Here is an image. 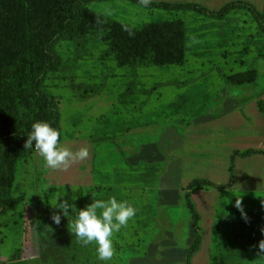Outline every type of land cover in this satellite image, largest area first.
<instances>
[{
    "label": "rangeland",
    "instance_id": "374dc122",
    "mask_svg": "<svg viewBox=\"0 0 264 264\" xmlns=\"http://www.w3.org/2000/svg\"><path fill=\"white\" fill-rule=\"evenodd\" d=\"M157 1L215 11L236 0ZM239 1L264 7V0ZM80 17L87 24L83 49L60 42L62 67L45 82L59 103L61 145L87 147L90 155L63 171L46 168L34 148L21 154L13 203L0 210V264L29 254L39 259L24 264H186L194 241L186 193L199 178L214 186L192 195L203 234L192 264H264L253 247L264 239V153L238 156L229 169L235 151L264 152V32L251 12L237 6L211 17L134 0H91ZM127 32L143 41L130 39L133 60L110 50L113 41H127ZM157 37L166 44L157 45ZM250 70L252 83H227L225 75ZM37 101L34 107H44ZM33 112L47 122L46 112ZM112 197L137 213L115 234L116 254L105 262L70 225L94 199ZM64 199L75 209L68 217L57 208Z\"/></svg>",
    "mask_w": 264,
    "mask_h": 264
},
{
    "label": "trees",
    "instance_id": "16d2710c",
    "mask_svg": "<svg viewBox=\"0 0 264 264\" xmlns=\"http://www.w3.org/2000/svg\"><path fill=\"white\" fill-rule=\"evenodd\" d=\"M89 1L91 0H0V210L7 209L13 203L10 191L15 164L25 151L24 144L32 131V124L38 121L33 110L46 112L47 122L61 133L59 103L46 87V75L58 72L62 67V60L57 53L60 42L72 41L78 52L83 49L87 24L81 22L80 8ZM134 1L141 4L140 0ZM237 6L248 9L257 21L260 32H264V7L260 11L247 1L228 2L215 11L199 3L157 0H152L146 7L191 9L211 17H221ZM83 11L87 13L85 9ZM127 34V41H113L110 50L119 57L133 60L131 43L143 41L139 33ZM131 38L134 42L130 41ZM154 41L157 45L166 44L163 38L157 37ZM225 78L229 85L239 86L255 81L256 72L250 70L225 75ZM134 89L132 82L130 91ZM37 100L44 102V107H34V103L39 102ZM259 106L264 112V102H260ZM259 153L264 152L253 149L235 151L231 155L230 171L234 168L236 157H251ZM212 186L213 182L199 178L193 180L187 188L186 201L193 221L194 241L187 253L186 264H192V259L200 251L203 242L201 216L192 195L199 189Z\"/></svg>",
    "mask_w": 264,
    "mask_h": 264
},
{
    "label": "clouds",
    "instance_id": "9594fccd",
    "mask_svg": "<svg viewBox=\"0 0 264 264\" xmlns=\"http://www.w3.org/2000/svg\"><path fill=\"white\" fill-rule=\"evenodd\" d=\"M152 0H140L144 6H148ZM60 131L45 121H37L32 124V131L27 135L24 144L25 150L35 149L43 158L45 167L51 170L67 171L74 164L83 162L89 158L87 147H81L76 151L60 143ZM34 144V147H33ZM235 207L241 212L242 218L247 222L249 217L244 211L241 198H237ZM64 217H68L69 209L75 211L73 205L64 199L58 207ZM137 210L127 201H118L115 197L107 201L94 199V202L77 212L74 223L70 225V231L82 246L96 245V253L101 261H111L116 254L114 236L121 228L136 216ZM56 225L61 223V215L54 213L51 217ZM264 232V228L261 229ZM258 256H264V239L258 242ZM39 256L29 254L20 259L17 264H24L26 260L35 261Z\"/></svg>",
    "mask_w": 264,
    "mask_h": 264
}]
</instances>
